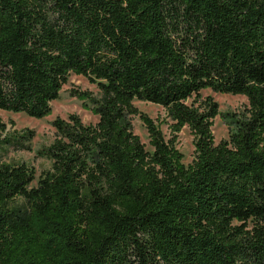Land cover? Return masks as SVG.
Here are the masks:
<instances>
[{
    "label": "trees",
    "instance_id": "16d2710c",
    "mask_svg": "<svg viewBox=\"0 0 264 264\" xmlns=\"http://www.w3.org/2000/svg\"><path fill=\"white\" fill-rule=\"evenodd\" d=\"M72 73L98 121L52 122L36 186L10 158L34 130L0 118V264H264V0H0V109L47 117ZM206 89L248 104L221 113Z\"/></svg>",
    "mask_w": 264,
    "mask_h": 264
},
{
    "label": "rangeland",
    "instance_id": "374dc122",
    "mask_svg": "<svg viewBox=\"0 0 264 264\" xmlns=\"http://www.w3.org/2000/svg\"><path fill=\"white\" fill-rule=\"evenodd\" d=\"M88 90L94 94L98 92L96 85L91 84L87 78L82 75L72 73L69 77L68 83L62 87L60 98L51 103V113L42 119L29 117L24 113H15L4 111L0 109V118L8 124L11 128L10 122L13 121L15 128L18 130L31 129L34 130L35 136L31 141V150H22L10 154L13 162H25L35 171V180L31 184L36 186L40 175L43 171L50 168V161L36 155L37 150L43 146L50 145L56 137V129L52 122L57 118L68 120L71 114L78 115L84 124H95L98 121V116L94 115L84 102L77 97L71 95L73 89ZM202 96L210 95L219 105L221 113L224 112H242L248 104L247 98L242 95H231L213 92L210 89L203 90ZM134 105L142 112L154 119L162 129L166 139L172 137L169 128L170 119L166 117L163 107L149 103L135 100ZM133 131L137 134L141 141L146 145V148L152 151L149 145L148 132L145 125L140 120L139 116L132 117ZM213 134L215 142L219 143L222 139L229 137V130L223 119L217 116L213 125ZM194 138L190 129L185 126L177 136L176 147L183 153V163L190 164L195 158Z\"/></svg>",
    "mask_w": 264,
    "mask_h": 264
}]
</instances>
